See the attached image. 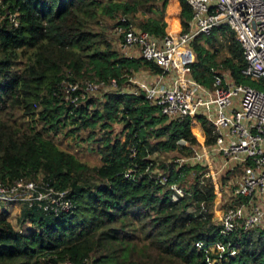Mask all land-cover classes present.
<instances>
[{
  "label": "trees",
  "instance_id": "obj_1",
  "mask_svg": "<svg viewBox=\"0 0 264 264\" xmlns=\"http://www.w3.org/2000/svg\"><path fill=\"white\" fill-rule=\"evenodd\" d=\"M159 1L171 3L174 11L166 19H146L140 28L159 36L186 31L192 9L185 0H0V181L41 175L56 189L67 190L75 203L58 215L45 213L39 203H24L19 221L35 226L29 232L0 216V264H84L86 259L93 264H264V228L223 239L218 213L209 208L215 189L203 173L178 201L169 185L158 182L157 173H145L139 182L125 176L135 163L140 172L149 163L155 167L147 156L176 149L180 139L212 144L213 128L204 117L168 120L143 94L112 93L102 102L81 100L78 105L66 101L67 71L105 80L146 68L160 71L141 58L121 56L106 33L94 28L107 15L122 11L129 17ZM204 38L210 44L220 40L227 52L223 67L236 82L248 83L242 46L228 28L195 40L196 78L209 83L205 71L218 68L216 51L200 44ZM19 111L28 118L21 125ZM117 113L127 121L125 140L113 133ZM82 129H89V137L102 132L99 165L90 166L48 137L71 132L82 142ZM132 142H138L135 155ZM162 167L180 185L191 169ZM194 169L205 172L202 166ZM202 202L208 206L205 214Z\"/></svg>",
  "mask_w": 264,
  "mask_h": 264
},
{
  "label": "built area",
  "instance_id": "obj_2",
  "mask_svg": "<svg viewBox=\"0 0 264 264\" xmlns=\"http://www.w3.org/2000/svg\"><path fill=\"white\" fill-rule=\"evenodd\" d=\"M185 1L192 9V16L184 32L159 36L134 26L127 15L118 20L122 46L131 51L127 57L151 62L160 71L146 68L135 75L126 73L122 78L131 82L134 89L126 87L125 83L120 86L118 78L88 80L84 86L68 81L66 97L70 103L78 105L89 91L143 94L168 120L204 117L212 125L213 143L199 146L180 139L176 149L186 154H177L170 164L178 169L202 166L205 172L202 170L199 174L212 178L225 169L243 171L236 183L230 184L236 202L219 218V231L226 240L237 231L246 233L256 227L264 228V0ZM13 20L18 24L15 18ZM221 28L235 33L245 59L242 73L258 85L238 83L229 70L213 66L208 73L209 83L196 78L192 51L188 47L200 35H209ZM64 84L65 80L63 87ZM105 87L109 89L102 90ZM113 88L116 92L111 90ZM183 147L187 150H181ZM129 148L135 155L138 142H132ZM147 158L155 160V167L149 163L146 171L140 172L135 163L125 176L139 182L145 173L150 176L157 173L158 182L170 186L173 201L187 195L185 187L164 173L162 164L158 167L152 154ZM37 178L20 177L13 183L0 181V201L29 206L39 203L45 213L56 215L75 207L67 190H58L43 177ZM207 209L202 202L200 212L205 214ZM218 246L224 249L221 241ZM60 264L74 263L67 260ZM84 264H93V260L86 259Z\"/></svg>",
  "mask_w": 264,
  "mask_h": 264
},
{
  "label": "rangeland",
  "instance_id": "obj_3",
  "mask_svg": "<svg viewBox=\"0 0 264 264\" xmlns=\"http://www.w3.org/2000/svg\"><path fill=\"white\" fill-rule=\"evenodd\" d=\"M175 6H173L171 3L164 4V1L156 2L155 4L151 6H140L136 12L127 13L130 18V22L140 28V24L144 22L148 18H167L170 16V13L173 12ZM124 15L121 12H115L113 15H107L105 18L100 19L97 26H94L95 29L102 30L106 33L108 39L110 40L112 46L114 49H116L121 56L127 57L128 54L131 53V51H128L124 49L122 46V37L119 35L117 31V24L119 18ZM208 36V35H206ZM221 39V38H220ZM195 42V41H194ZM194 42L188 47L192 51V58H193V64H196L198 62V53L195 48ZM200 44H202L204 47L209 48L213 51H216L217 56V65L218 68L222 71H228L225 69L222 65V60L227 55L226 50L222 47L220 40H214L212 44L208 43L205 38L200 40ZM217 67V66H213ZM137 70L128 72L130 75H135ZM209 71H205V74L208 78ZM126 73L124 74V76ZM65 86H64V93L65 97L67 96L66 93V87L68 85V81H76V83H80V85L86 84L91 81H96V79H100L99 77H76L73 72L67 71L65 73ZM70 77V78H69ZM249 79V78H248ZM109 81V80H105ZM125 83V86L128 88L134 89V85L131 82H126L125 78L120 79V86ZM244 84H250V85H258L257 83H254L249 79L248 83ZM109 89V87H105L102 90ZM116 88H113L111 90H114ZM110 90V91H111ZM116 92V90H114ZM105 91H89L86 93V96L82 99V103L87 102L88 100L92 99L98 102L104 101L110 94V92L104 93ZM66 101H69L66 97ZM16 119L19 125L22 124L24 121H28V118L19 111L16 114ZM113 123V133L120 134V137L122 140H125L127 130L126 125L127 121L124 120L121 113H117L115 119L112 121ZM36 128L41 131V122H36ZM88 130L89 129H82L81 130V137L85 138L82 142H80V139L76 136L74 133H58V134H51L48 136L49 138L53 139L62 149L68 150L72 153H74L77 157H79L81 160L85 161L90 166L99 165L101 163L100 155L97 152V147L99 146L100 142L99 139L102 137V132H99L96 136H88ZM80 143V145H78ZM199 146H202V144H198ZM179 153L186 154L183 152L178 151L177 149L173 150H161L157 149L154 153H151L153 157H155L156 161L159 163L158 167H161V164H170L172 160L179 155ZM186 171V170H185ZM243 174V171L241 169H234L232 170H223L221 174L216 176L215 178H210V184L214 187L215 191V197L213 199V202L209 208H212V210L217 214V216H221L222 212L236 202V199L233 197V192L231 188V183H236L239 176ZM199 172L197 169H189L186 172V175L183 177V184L182 186L186 188H190L193 186L194 183L198 181ZM40 176V177H39ZM43 176L38 175L37 179L42 178ZM34 178V177H33ZM3 203V202H2ZM11 205H18V203H8ZM0 207H1V201H0ZM15 223L17 224V221L15 220ZM22 228L25 231H30L35 229L34 225L26 224L25 226H22ZM37 228V227H36ZM220 258H222V255H220ZM44 264L45 261L42 260ZM214 263V261H213Z\"/></svg>",
  "mask_w": 264,
  "mask_h": 264
},
{
  "label": "crops",
  "instance_id": "obj_4",
  "mask_svg": "<svg viewBox=\"0 0 264 264\" xmlns=\"http://www.w3.org/2000/svg\"><path fill=\"white\" fill-rule=\"evenodd\" d=\"M22 210V204L11 205L1 202L0 216L9 219L18 229H22V224L19 221V216L21 215ZM15 220L17 221V224L15 223Z\"/></svg>",
  "mask_w": 264,
  "mask_h": 264
}]
</instances>
